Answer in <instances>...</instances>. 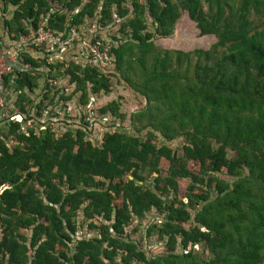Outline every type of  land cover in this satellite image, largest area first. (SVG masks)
Wrapping results in <instances>:
<instances>
[{
    "label": "trees",
    "instance_id": "obj_1",
    "mask_svg": "<svg viewBox=\"0 0 264 264\" xmlns=\"http://www.w3.org/2000/svg\"><path fill=\"white\" fill-rule=\"evenodd\" d=\"M0 2L2 10L15 6L3 20L10 39L44 17L61 29L75 7L73 23L97 11L100 25H116L113 74L144 100L128 122L132 130L146 129L144 138L126 131L128 125L104 131L95 144L80 127L56 135L49 125L26 124L62 95L44 84L30 115L29 93L40 75L32 70L37 61L24 55L29 68L3 76L6 99L13 95L10 112L21 119L0 121V264H262L264 0ZM183 12L215 41L188 51L156 47L153 36L170 35ZM48 67L52 79L69 74L82 99L86 84L97 93L109 90L110 79L93 67ZM99 111L123 119L113 102ZM179 137L175 156L165 142ZM160 158L170 163L163 176ZM182 160L199 161V170ZM145 170L156 174L152 186ZM222 170L229 179L215 175ZM178 178L188 179L181 196ZM151 210L158 215L135 236ZM78 212L85 231L96 232L81 229ZM186 221L188 228L181 226ZM153 236L156 251L147 248Z\"/></svg>",
    "mask_w": 264,
    "mask_h": 264
},
{
    "label": "built area",
    "instance_id": "obj_2",
    "mask_svg": "<svg viewBox=\"0 0 264 264\" xmlns=\"http://www.w3.org/2000/svg\"><path fill=\"white\" fill-rule=\"evenodd\" d=\"M77 12L78 7L73 8L69 16L64 18L61 29L47 26L44 17L35 28L29 27L26 34L17 38H8L2 42L0 45V121L21 119L19 113L10 112L13 110L11 102L13 95L10 94L9 99H6L9 91L3 85V76L13 71V62L29 68V65L24 63V55H27L37 61L32 70L40 75L37 86L32 93H29L30 115L34 116L32 107L41 99V93L45 89L44 84L49 83L54 86L51 91L58 90L62 96H56L53 102L42 110L40 116L35 117V120L28 119L25 123L32 121L38 127L49 125L55 129L56 135H59L66 127H80L85 132L87 140L98 144L104 131L127 127L122 119L113 117L108 111L102 113L99 111L106 104L104 92H94L90 90V85L86 84V90H84L86 95L82 99V92L76 89V82L70 78L69 74L56 75L55 79H52L48 73L49 64L64 63L75 65L79 69L93 67L98 73L109 79L112 78L115 58L111 46L115 45V41L111 39L110 33L116 25H100L97 21V11L93 17H85L81 23H73L71 18ZM117 20L115 18V21ZM76 74L79 75L77 70ZM141 103L143 104L144 100ZM140 106L141 104L137 107ZM79 233L78 230L76 234Z\"/></svg>",
    "mask_w": 264,
    "mask_h": 264
},
{
    "label": "rangeland",
    "instance_id": "obj_3",
    "mask_svg": "<svg viewBox=\"0 0 264 264\" xmlns=\"http://www.w3.org/2000/svg\"><path fill=\"white\" fill-rule=\"evenodd\" d=\"M263 19H264V17L260 18V21ZM145 21L148 25H150L151 20L149 17L146 16ZM260 26H262V25L260 24ZM214 41H215V38L212 34H200L198 32V29L195 27L194 23L187 18L185 12L181 13V15L176 20L175 25H174V29L170 35H167L164 37L153 36V38H152L153 44L158 48L170 49V50H182V51H188V50H192L195 48L206 49ZM103 94H104V100L106 101V103L113 102L114 104H116L117 111L122 112V114H123L122 121L126 125H128L126 131L128 130L129 132H133V130H134L133 133L138 135L140 138H144L146 136V129L142 128L141 130L136 131L134 128L132 130V127L130 126V123L128 122L130 120L128 114L135 111V109L137 110L138 105H140V104L142 105L141 102L143 99L141 98V96L136 94L135 92H133L130 88H128V86H126V84L120 78H118V75L116 72L112 75V78L110 79L109 90L107 92H104ZM132 108H134V109H132ZM2 127L4 128V126H2ZM155 142L157 143V145L161 143L159 141L158 137L155 138ZM182 143H183V139L180 137L173 139L171 141L165 142V144L167 145V147L169 149V153L173 154L175 156H179L181 154ZM182 162L185 163V166H187V168H189L195 172L199 170V161L193 162V161H189V160H187V161L182 160ZM169 164L170 163L168 162L167 159L160 158L158 166L161 170V172H160L161 176H163L165 174L164 172H165L166 168L169 166ZM142 174L144 176V182L147 185L152 186V184H153L152 177H154L156 174L153 172L148 173L146 170L143 171ZM215 175H217L219 178H222V179H229L228 176L225 174L224 170L215 173ZM177 183H178L177 196H181L182 194H184V192H186L185 188H186V185L188 183V179L187 178H178ZM198 186H200V185H198ZM157 215L158 214L156 213V211H153V210L147 212V215L141 221V224L135 228L136 231H135L134 235L135 236H137L139 234L142 235L143 228L147 224L148 220H150L152 217H155ZM77 220H78V224L81 225V229L85 231V229H87L86 221L83 220V218L81 217V214L79 212H78ZM94 222L96 224L98 223L97 220H95ZM136 223L133 222V223L129 224L127 229L129 230ZM189 225H190L189 221L181 223V226H183L184 228H188ZM85 232L91 233V232H96V230H89V231H85ZM150 238L153 241H151V242L147 241V243L149 244V245L148 244L147 245L149 247L146 244H144V245H146L147 248H149L153 251H156L160 246V243H158L159 240L156 239L155 236L150 237ZM151 239H148V240L150 241ZM262 264H264V261L262 262Z\"/></svg>",
    "mask_w": 264,
    "mask_h": 264
},
{
    "label": "crops",
    "instance_id": "obj_4",
    "mask_svg": "<svg viewBox=\"0 0 264 264\" xmlns=\"http://www.w3.org/2000/svg\"><path fill=\"white\" fill-rule=\"evenodd\" d=\"M14 7H15V6L9 4L8 6H6L5 10H2V9H1V2H0V32L3 33V42H5L6 40H8V38H7L6 35H5L6 32H5V29H4V26H3V20H4V19H7V18L10 17L11 12L13 11ZM13 63H17V62H13ZM17 64H18V65L20 66V68H22V69H21V70H17V69L14 68V66H13V64H12L13 69H15L16 71H22V70L25 69L20 63H17Z\"/></svg>",
    "mask_w": 264,
    "mask_h": 264
},
{
    "label": "water",
    "instance_id": "obj_5",
    "mask_svg": "<svg viewBox=\"0 0 264 264\" xmlns=\"http://www.w3.org/2000/svg\"><path fill=\"white\" fill-rule=\"evenodd\" d=\"M14 68L17 70H21L22 68H20V66L17 63H12Z\"/></svg>",
    "mask_w": 264,
    "mask_h": 264
}]
</instances>
